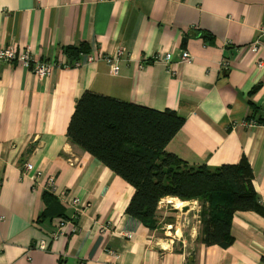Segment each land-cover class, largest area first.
<instances>
[{
    "label": "crops",
    "instance_id": "crops-1",
    "mask_svg": "<svg viewBox=\"0 0 264 264\" xmlns=\"http://www.w3.org/2000/svg\"><path fill=\"white\" fill-rule=\"evenodd\" d=\"M261 25L264 0H0V46L57 64L41 79L21 60L0 62V264L264 262V35L258 53L249 47ZM83 44L88 52L67 58L66 47ZM120 50L113 74L105 57ZM181 51L193 61L178 62ZM165 52L171 69L152 59ZM85 90L175 111L184 121L165 150L190 165L245 156L260 211L233 213L226 248L206 246L201 227L190 250L159 241L126 213L131 185L66 136ZM25 162L38 182L21 174ZM49 176L69 220L54 240L59 218L37 221Z\"/></svg>",
    "mask_w": 264,
    "mask_h": 264
},
{
    "label": "trees",
    "instance_id": "trees-1",
    "mask_svg": "<svg viewBox=\"0 0 264 264\" xmlns=\"http://www.w3.org/2000/svg\"><path fill=\"white\" fill-rule=\"evenodd\" d=\"M64 52L67 58L76 59L88 47L68 46ZM183 121L170 109L156 110L85 90L75 102L66 136L131 185L126 213L149 230L160 224L162 199L197 200L202 242L226 248L232 242L233 213L261 209L250 164L242 156L234 164L190 165L166 151ZM257 122L264 123V113ZM42 200L45 207L37 221L67 219L50 190L43 192Z\"/></svg>",
    "mask_w": 264,
    "mask_h": 264
},
{
    "label": "built area",
    "instance_id": "built-area-1",
    "mask_svg": "<svg viewBox=\"0 0 264 264\" xmlns=\"http://www.w3.org/2000/svg\"><path fill=\"white\" fill-rule=\"evenodd\" d=\"M264 35V25H261L257 28V36L255 37L254 41L251 42L249 45L250 49L258 53L259 51V44H260V38ZM120 57H124V51L120 50L117 56H107L105 57V62L109 65L110 70L113 74H117L118 68H119V62L121 60H124V58L120 59ZM171 52H165V53H155L152 56L153 60H159L162 61L164 64L167 65L169 69L170 63H171ZM88 59H93V56H88ZM15 60H21L23 65L29 69L33 74H35L38 78H47L52 68L57 65L53 62H47V61H41L33 57V55L30 53V50L28 48L24 49L21 54H17L15 49L11 46H0V62L2 63H12ZM193 61V57L190 53L186 51H181L179 56V61L182 63H191ZM263 65L262 58H259L257 60V67H261ZM221 66L226 68L228 66L227 61L223 59L221 61ZM255 120H251L249 125L255 124ZM21 174L27 176L32 182H38L39 178L41 177V171L39 169H35L33 167V164L31 162H25L22 166ZM46 189L50 190L51 192L54 191L55 185H54V179L52 176H49L46 178L45 183ZM69 204L72 206L79 205V199L74 197L70 200ZM69 222V220H59L57 225L55 226L54 230L51 232L50 237L51 239H56L58 236H60L62 232V227L65 223ZM40 249H45L44 241L40 242L39 244ZM259 264H264V262H261Z\"/></svg>",
    "mask_w": 264,
    "mask_h": 264
},
{
    "label": "rangeland",
    "instance_id": "rangeland-1",
    "mask_svg": "<svg viewBox=\"0 0 264 264\" xmlns=\"http://www.w3.org/2000/svg\"><path fill=\"white\" fill-rule=\"evenodd\" d=\"M166 198L160 201L159 206L162 210H166L167 216L157 225L156 236L159 241H171L176 248L190 250L193 247V239L201 227L200 203L197 200L182 201L175 197L178 201L184 202V206L189 207L188 211L183 212L182 207L177 208L172 203L166 202Z\"/></svg>",
    "mask_w": 264,
    "mask_h": 264
},
{
    "label": "bare ground",
    "instance_id": "bare-ground-1",
    "mask_svg": "<svg viewBox=\"0 0 264 264\" xmlns=\"http://www.w3.org/2000/svg\"><path fill=\"white\" fill-rule=\"evenodd\" d=\"M166 201L172 203L177 208H181L184 206V203L182 201H177L175 197L166 198Z\"/></svg>",
    "mask_w": 264,
    "mask_h": 264
},
{
    "label": "water",
    "instance_id": "water-1",
    "mask_svg": "<svg viewBox=\"0 0 264 264\" xmlns=\"http://www.w3.org/2000/svg\"><path fill=\"white\" fill-rule=\"evenodd\" d=\"M183 212H186L189 210V207L188 206H183L182 209H181Z\"/></svg>",
    "mask_w": 264,
    "mask_h": 264
}]
</instances>
